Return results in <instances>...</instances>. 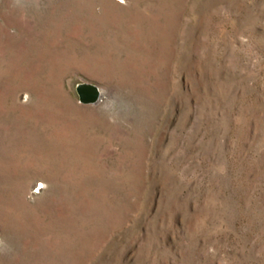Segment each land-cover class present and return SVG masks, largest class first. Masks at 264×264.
Masks as SVG:
<instances>
[{
  "label": "rangeland",
  "instance_id": "rangeland-1",
  "mask_svg": "<svg viewBox=\"0 0 264 264\" xmlns=\"http://www.w3.org/2000/svg\"><path fill=\"white\" fill-rule=\"evenodd\" d=\"M0 264H264V0H0Z\"/></svg>",
  "mask_w": 264,
  "mask_h": 264
},
{
  "label": "water",
  "instance_id": "water-1",
  "mask_svg": "<svg viewBox=\"0 0 264 264\" xmlns=\"http://www.w3.org/2000/svg\"><path fill=\"white\" fill-rule=\"evenodd\" d=\"M78 99L85 104L95 103L102 97L99 86L93 82L81 81L75 86Z\"/></svg>",
  "mask_w": 264,
  "mask_h": 264
}]
</instances>
